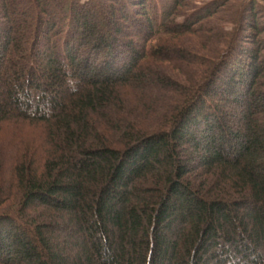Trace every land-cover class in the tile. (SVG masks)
I'll use <instances>...</instances> for the list:
<instances>
[{
	"label": "trees",
	"instance_id": "1",
	"mask_svg": "<svg viewBox=\"0 0 264 264\" xmlns=\"http://www.w3.org/2000/svg\"><path fill=\"white\" fill-rule=\"evenodd\" d=\"M191 1L0 0V264H264V6Z\"/></svg>",
	"mask_w": 264,
	"mask_h": 264
},
{
	"label": "rangeland",
	"instance_id": "2",
	"mask_svg": "<svg viewBox=\"0 0 264 264\" xmlns=\"http://www.w3.org/2000/svg\"><path fill=\"white\" fill-rule=\"evenodd\" d=\"M210 1H212V0H192L190 4L195 7V6H199V5L205 4L207 2H210ZM243 1H245V0H243ZM255 1L259 2L262 6H264V0H255ZM225 29H227L228 31H231L232 27L231 26H225Z\"/></svg>",
	"mask_w": 264,
	"mask_h": 264
}]
</instances>
